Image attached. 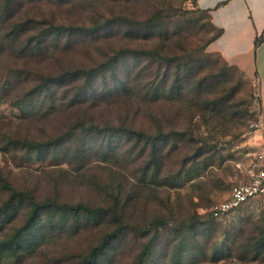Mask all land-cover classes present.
I'll return each instance as SVG.
<instances>
[{
	"label": "rangeland",
	"instance_id": "374dc122",
	"mask_svg": "<svg viewBox=\"0 0 264 264\" xmlns=\"http://www.w3.org/2000/svg\"><path fill=\"white\" fill-rule=\"evenodd\" d=\"M165 1L171 16L164 22V29L178 28L188 35L184 53L190 55L197 54L199 47L211 39L200 52L212 61L218 60L212 71L225 75L222 82L212 81L210 86L214 89L201 93L202 104L192 105L178 116V126L186 130L188 113L194 128L191 136L197 142L180 146L179 152L164 159L160 173L151 182L140 180L141 165L133 162L135 154H130L125 138L108 163L96 160L87 152L74 153L81 149L78 138L58 150L56 157L64 162L42 160L8 140L44 142L65 132L75 120L102 124L132 117L139 126L148 127V119L133 114L134 108L120 99L95 109L59 107L51 114H45L50 100L19 108L15 106L21 94L17 91L19 85L11 83L12 92L7 90L6 95L0 96V211H5L0 219V240L22 229L27 220L28 204L21 202L17 193L29 195L38 203L52 200L56 208L64 203L105 207L117 198L125 225L109 258L101 259V264H134L142 251L143 264H264V241L257 253L238 254L248 239L258 234L264 236V197L246 203L219 220L207 216L213 204L223 200L232 186L245 182L263 161L258 83L252 75L221 57L212 44L213 29L205 15L195 12L192 0ZM129 5L127 12L135 19L145 18L149 13L148 2L144 0ZM91 8L83 0H72L63 6H57V0H43L36 5L23 4L18 17L47 19L58 25L87 24L90 13L96 12ZM193 19H198L202 27L200 24L189 27L188 21ZM7 31L8 27L0 24L2 47L7 45L3 36ZM56 45L59 44L55 41L50 43L40 64H28L31 70L51 76L63 64L71 63L74 68L96 65L109 57L106 55L111 47L108 41L94 50L75 43L65 52H59V48L52 51ZM3 51L0 85L14 69L22 68L23 63L13 60L7 46ZM223 63L230 68L225 70ZM103 83L96 82L100 86ZM56 94L58 98L60 92ZM214 102L218 103L212 106ZM153 110L159 117L160 111L167 113L160 106H154ZM168 118L172 120L173 115ZM176 120L177 117L172 121ZM195 150L198 153L194 160L181 165V160L193 155ZM74 158L83 161L77 162ZM41 215V224L32 238L37 246L34 252L29 255L30 246L24 248L23 242L21 250L1 256L0 264H79L100 236L116 227L104 217L80 216L75 220L71 214L51 208ZM193 217L198 220L196 229L190 228ZM156 220L164 221V225H149ZM182 223L187 227L178 228ZM178 231L181 234L177 237ZM214 256L220 259L213 260Z\"/></svg>",
	"mask_w": 264,
	"mask_h": 264
},
{
	"label": "trees",
	"instance_id": "16d2710c",
	"mask_svg": "<svg viewBox=\"0 0 264 264\" xmlns=\"http://www.w3.org/2000/svg\"><path fill=\"white\" fill-rule=\"evenodd\" d=\"M37 1L43 0L24 2L0 0V24L8 27V31L3 34L7 45L3 47L0 45V54L7 46L13 60L23 62L22 68L14 69L5 77V83L0 85V96L6 95L7 90L12 92L13 87H10V84L15 83L19 85L17 91L21 92L15 106L22 108L33 105L32 103L36 101L50 100L45 114H51L59 107L95 109L115 99L125 100L134 108L133 114H141L144 120L148 119V127L139 126L132 117L102 124L75 120L65 132L47 141L36 143L9 139L8 143L22 146L26 153L37 155L42 160L50 158L54 162H64L63 159H57L58 150L78 138L81 149L74 153L83 155L87 152V155L94 156L96 160L108 163L113 160L116 150L122 147L120 143L122 138H125L130 154L133 156L135 154L133 162L141 165L140 180L154 181L161 171L164 159L179 152L180 146L186 147L197 142L192 138L194 128L188 113L186 130L178 126L180 112H187L186 110H190L192 105L199 102L202 104L200 95L214 89V86H210L212 81L225 80L223 72L212 71L218 60L212 61L206 54L200 52L211 39L199 47L197 54L184 53V47L188 45L184 41L188 35L178 28L164 29V22L171 16V9L165 0H144L148 2L149 13L142 19H135L127 12V6L138 0H83L96 11L90 13L91 17L85 21L87 24L58 25L47 19L18 17L23 4L36 5L40 3ZM71 1L57 0V6L69 4ZM191 2L195 12L205 15L209 27L214 31L213 39L216 38L219 31L210 23L208 13L196 8L195 0ZM95 6H98V9H94ZM188 24L189 27L197 24L202 27L198 19L188 21ZM197 29L200 31L199 27ZM52 41L59 44L54 46L52 51L59 48V52L69 50L75 43L90 46L94 50L96 47L101 48V44L108 41L111 47L109 54L106 55L109 57L103 62L82 68H74L71 63L63 64L60 65L57 74L44 76L38 71L31 70L28 64L38 65L44 61ZM223 65L226 67L225 70L230 68L224 63ZM23 67H27L28 70ZM98 80L104 83L100 86L96 84ZM57 92H60L58 98ZM216 103L218 102L211 105L214 106ZM154 106L166 108L167 113L160 111V117L155 116ZM171 115L173 119L177 117V120L169 119ZM197 153L198 150H195L193 155L185 156L181 160V165L194 160ZM65 154H68V151H65ZM75 159L77 162L83 161ZM17 196L21 202H27L29 213L22 229L0 240V257L21 250L23 242L24 248L28 249L30 246L29 255L34 252L37 246L33 244L32 238L41 224V213L47 211V208L61 210L64 214L69 213L75 220L80 216L104 217L116 225L113 230L100 236L98 243L88 250L79 264H101V259L109 258L115 240L121 236L124 229L123 213L117 198L105 207L91 208L81 203H64L56 208L52 200L38 203L24 193H17ZM4 216L5 211H0V219ZM207 216L212 219L209 214ZM192 220L193 226L190 228L196 229L197 217H193ZM149 225L163 226L164 221L156 220L149 222ZM182 226L187 227L182 223L178 228H183ZM178 233L177 237L181 231ZM263 238L264 236L258 234L248 239L238 254L244 256L257 253L263 247ZM135 258L134 264H143V251ZM219 259L220 256L213 258L216 261Z\"/></svg>",
	"mask_w": 264,
	"mask_h": 264
},
{
	"label": "crops",
	"instance_id": "0c3cea01",
	"mask_svg": "<svg viewBox=\"0 0 264 264\" xmlns=\"http://www.w3.org/2000/svg\"><path fill=\"white\" fill-rule=\"evenodd\" d=\"M195 7L206 11L219 31L212 44L221 57L258 83L264 157V0H195Z\"/></svg>",
	"mask_w": 264,
	"mask_h": 264
},
{
	"label": "built area",
	"instance_id": "2783aa9c",
	"mask_svg": "<svg viewBox=\"0 0 264 264\" xmlns=\"http://www.w3.org/2000/svg\"><path fill=\"white\" fill-rule=\"evenodd\" d=\"M262 197H264V157L256 171L245 182L232 186L223 200L210 207L208 214L212 219L219 220L246 203Z\"/></svg>",
	"mask_w": 264,
	"mask_h": 264
}]
</instances>
